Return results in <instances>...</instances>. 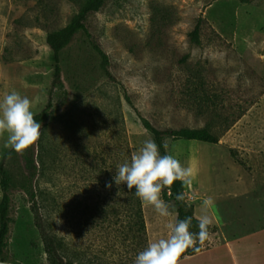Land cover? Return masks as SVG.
I'll return each instance as SVG.
<instances>
[{"label":"rangeland","instance_id":"374dc122","mask_svg":"<svg viewBox=\"0 0 264 264\" xmlns=\"http://www.w3.org/2000/svg\"><path fill=\"white\" fill-rule=\"evenodd\" d=\"M83 2L0 0V100L15 89L35 113L51 103L42 129L45 174L33 185L60 203L52 217L76 260L133 264L140 252L137 238H126L124 194L116 200L112 180L125 154L153 139L136 109L166 128L207 127L219 135L217 144L165 139L168 154L194 171L186 195L196 217H210L204 201L211 195L219 220L210 217L211 226L227 238L264 227V0H106L89 22L115 80L81 31L60 53L58 81L46 36L74 23ZM200 16L231 46L211 36L192 41ZM6 139L0 137V164L13 178L12 223L0 261L46 264L24 187L25 159ZM142 205L148 240L165 238L177 215L161 217Z\"/></svg>","mask_w":264,"mask_h":264},{"label":"trees","instance_id":"16d2710c","mask_svg":"<svg viewBox=\"0 0 264 264\" xmlns=\"http://www.w3.org/2000/svg\"><path fill=\"white\" fill-rule=\"evenodd\" d=\"M243 2H251V0H242ZM106 4V0H84L81 11L77 16L74 23L70 26L51 31L46 36V43L49 49L53 52L55 58V78L60 81V53L67 47L77 33L84 32L93 49L101 57V68L105 75L115 80L113 73L111 72V61L108 53L104 50L102 43L92 32L90 28V17L99 12ZM203 36L208 38L215 37L221 40L224 44L231 46V44L209 24V22L202 16L199 17L196 27L191 31V40L196 43H201ZM264 92V91H263ZM262 92V93H263ZM51 103L45 106L41 111L36 113L35 119L37 122L42 124V127L50 119ZM228 114L233 111V105L229 103L223 109ZM248 110V108L242 111L239 115L232 118L226 125V129L233 126ZM139 117L141 118L144 126L152 133L153 140L160 145L161 154H168L167 150L164 149L163 144L166 138L173 140H199L207 143L217 144L220 141L219 135L213 133L209 128H190V127H179V128H166L159 124V122L152 118L144 115L139 109H136ZM43 129V128H42ZM44 134L42 133L39 141L24 151L23 157L25 159L26 167L29 172V176L24 183V187L30 195L31 210L34 215V222L39 231L41 239L43 241L44 250L47 254L46 264H86L76 260L73 253L70 251L65 239L59 234L56 227V219L52 217L55 212L61 211L60 203L55 197L48 196L47 191H43L41 187L36 189L33 185V180L38 177L41 178L45 174V161L43 159V151L45 148ZM37 145V146H36ZM36 147L37 151H36ZM127 154V153H126ZM124 156V160L130 157ZM116 175V174H115ZM114 175V176H115ZM113 180V179H112ZM114 182V180H113ZM115 183V182H114ZM0 186L2 190V199L0 201V257H3L5 250L8 246L9 233L11 230V209H12V188L13 178L10 171L4 163L0 164ZM119 195L116 200L120 201L124 194V206L126 216V238L130 241L137 238L142 251L148 242L146 221L144 218L142 201L135 195V189L129 191L126 184L118 185ZM170 193L165 192L164 197L166 199H172L175 202L177 208V219H183L186 216H193V231H198L197 220L194 215V206L187 201L180 202L176 200V195L181 192H186L181 182L177 181L173 186L168 188ZM50 197V198H49ZM211 231V227L209 229ZM202 250V249H201ZM196 252L191 249L185 254H195Z\"/></svg>","mask_w":264,"mask_h":264},{"label":"clouds","instance_id":"9594fccd","mask_svg":"<svg viewBox=\"0 0 264 264\" xmlns=\"http://www.w3.org/2000/svg\"><path fill=\"white\" fill-rule=\"evenodd\" d=\"M33 101L18 90H11L0 100V137L6 136L4 146L18 154L35 145L42 136V124L35 119ZM167 150V142L163 144ZM113 177L117 185L126 184L129 191L150 205L161 217L178 215L175 206L162 198L165 188L175 182L182 183L185 190L193 188L194 171L171 154H161L160 145L147 139L138 151H133L128 159L116 167ZM111 183L107 187L111 188ZM176 200L186 202V192L176 195ZM208 201H204L206 206ZM193 216L177 219L166 225L169 230L165 238L149 239L133 264H180V259L188 250L199 253L205 242L210 240L212 219L203 215L195 217L198 231H193Z\"/></svg>","mask_w":264,"mask_h":264},{"label":"crops","instance_id":"0c3cea01","mask_svg":"<svg viewBox=\"0 0 264 264\" xmlns=\"http://www.w3.org/2000/svg\"><path fill=\"white\" fill-rule=\"evenodd\" d=\"M207 197V213L219 222L213 196ZM210 233V240L199 253L184 254L180 261H193L191 264H264V227L233 238L214 230V226H211Z\"/></svg>","mask_w":264,"mask_h":264},{"label":"water","instance_id":"95a60500","mask_svg":"<svg viewBox=\"0 0 264 264\" xmlns=\"http://www.w3.org/2000/svg\"><path fill=\"white\" fill-rule=\"evenodd\" d=\"M0 264H13V263L8 262V261H5V260H1V261H0Z\"/></svg>","mask_w":264,"mask_h":264}]
</instances>
